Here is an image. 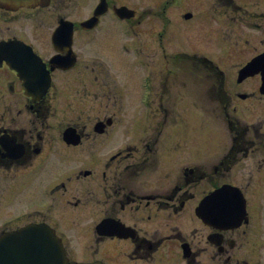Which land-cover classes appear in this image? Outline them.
<instances>
[{
    "label": "flooded vegetation",
    "instance_id": "af4514ba",
    "mask_svg": "<svg viewBox=\"0 0 264 264\" xmlns=\"http://www.w3.org/2000/svg\"><path fill=\"white\" fill-rule=\"evenodd\" d=\"M75 1L77 8L66 9L52 8L57 0L0 3V239L36 222L54 228L68 264H264L262 73L237 79L240 68L264 54V0H194V15L182 23L195 20L198 28L173 27L171 37L184 45L170 54L162 53L161 33L173 21L168 8H148L153 14L132 23L114 11L122 0ZM96 8L104 12L92 28L83 27ZM125 34L140 37L132 44L140 68L121 73L137 91L126 104L114 95L111 70L101 75L87 62L114 45L117 56L129 55ZM86 37L91 50L77 42ZM55 56L73 65L59 67ZM194 72L212 80L205 92L215 107L237 104L227 149H210L208 137L192 133L195 103L186 84ZM235 73L237 88L228 90L225 78ZM178 76H187L180 89ZM69 127L77 143L65 139ZM66 154L88 166L78 164L50 188V162L58 158L65 172ZM88 176L84 196L72 193L67 182ZM224 184L238 186L245 201L244 215L234 209L229 227L196 213ZM86 206L89 220L81 227L77 212Z\"/></svg>",
    "mask_w": 264,
    "mask_h": 264
},
{
    "label": "rangeland",
    "instance_id": "374dc122",
    "mask_svg": "<svg viewBox=\"0 0 264 264\" xmlns=\"http://www.w3.org/2000/svg\"><path fill=\"white\" fill-rule=\"evenodd\" d=\"M125 2V4H129L130 6H136V8L138 9L137 13L131 17V22L133 23V21H139L140 19H142L143 16H148L150 14H153V12L148 9L149 8H168V14L173 18V14L172 11L174 12V10L181 15L182 13H184V11L190 9L195 11V8L197 7L196 3L194 0H176L173 3V0H122ZM60 2H62V4L60 5ZM177 5L178 8H175ZM152 6V7H150ZM52 8H77L76 6V1L75 0H57V3L53 6H51ZM83 8H85V6H83ZM88 8V7H87ZM198 9V8H197ZM70 10V9H69ZM66 17L73 19V15L69 14ZM175 19V18H174ZM173 19V22H174ZM173 22L171 24V22H167L165 24H163L162 26V31L161 33L163 34V46H162V53L168 52V53H173L175 51H177L181 45V42L184 41V38L182 37H178L177 38H172L170 33L173 29V27H177L178 28V32L180 31V29L182 28L183 24L181 23H177L176 25H173ZM185 25L188 28H193L197 29L198 26L195 22V20H190L187 21L185 23ZM135 26V25H134ZM118 29V28H117ZM137 29V28H136ZM120 30V29H119ZM177 32V30H174L173 33ZM126 38L124 36L122 39L130 44V49L128 48V50L130 51L129 55L125 54L124 56H117V54L120 53L119 49H118V45H114L113 48H106L105 52H97V56L100 58L97 61H87L88 64H97V70H98V74L104 75V71L106 69H110L111 70V75H112V84L114 83V79H117V84L115 86L116 91L114 92V95L119 98L120 100H122L123 102H127L129 101V99L127 98L128 96H132L133 92L136 94L137 91L131 89V87L128 88H122L124 83L122 81V76L121 73L125 72L126 70H130V69H138L139 67L136 64L135 61V56L136 54H134L132 52V44L135 42H139L140 37H128V35H126ZM87 43H85L83 40L77 41L80 44L84 45L83 47H86L87 49L91 50V48L88 45L89 40H91V37H86L85 38ZM121 39H118V41H120ZM117 41V43H118ZM184 43V42H183ZM150 46L148 45V48ZM82 54V52H81ZM178 64L183 65V67L185 68V62L181 61L180 59L182 58V56L180 54H178ZM85 60V58H84ZM107 64L109 65V67H107ZM138 65L140 66V64L138 63ZM89 68V67H88ZM99 70L101 71V73L99 72ZM194 76L190 79L187 80V76H183L184 81L183 84L185 83V81L187 80V86L192 85V92H193V99L195 100H207V93H203V85H208L212 83V80L209 79H205L204 77H198L196 75V72H194L193 74ZM235 81L231 80V78H227V84L229 85H233ZM91 94V91L89 93V95ZM212 98H210V103L207 107L203 108V109H198V108H194V116L196 117H206V116H212V115H220L221 117H217L216 118H221V120H215V118H211L209 119V121H211L212 123L203 126L200 124V122H196L193 125V129H194V133H198L200 134L202 131L204 130L205 132H209V136L211 137V134H216L217 132L215 131H219L220 133V137L221 140L220 143L222 146H227L230 142V135H231V131L228 129L227 123H224V115H225V109L220 108V107H215L214 104H212L213 102L211 101ZM235 105V102L233 103V106ZM231 107L229 110L230 112L235 115L237 114L236 111H234V107ZM83 110L86 111V108L81 105V107ZM82 112V111H81ZM212 114V115H211ZM60 117V114H58L53 121L56 122ZM214 130V131H213ZM218 136V134H217ZM63 164L65 166V172L60 171V169L57 168L59 162H58V158H54L53 160H51L50 162V173H49V177H50V188L52 187V185L54 184V178H57V180H61L63 177H67L68 175H72L69 171H71L70 169H73L75 166H77L78 164L81 167H85L88 166V164L81 162L80 157H73L69 154H66L63 158ZM90 181V177L88 176L87 178L85 177H81L80 178V182L77 184H72L69 183L68 186L69 188L72 190V188H75V190H72V193H75L77 195H82L84 196V190H80L83 185V183H86L85 186H88ZM72 184V185H71ZM78 190H80V193H78ZM50 199H53V195L50 193ZM56 199V197H55ZM52 206V205H50ZM89 210L90 207L86 206V208L79 210L77 213L80 217L79 220V225L81 227H83L84 222L89 220ZM86 214V215H85ZM66 221H69L67 217L64 218ZM61 224H63L61 222ZM73 230V229H70Z\"/></svg>",
    "mask_w": 264,
    "mask_h": 264
},
{
    "label": "water",
    "instance_id": "95a60500",
    "mask_svg": "<svg viewBox=\"0 0 264 264\" xmlns=\"http://www.w3.org/2000/svg\"><path fill=\"white\" fill-rule=\"evenodd\" d=\"M0 1L16 2L19 0H0ZM36 228H38V226H29L22 229L21 231L14 232L13 234H11V236H5V237L7 240L13 243L14 247H16V244L18 242H21L20 239H22L23 236L24 237L28 236V234H30L31 236V234H37V233L44 234L45 237L48 239L45 245V250L43 251V249H40L39 251H32L35 255L36 261H38V263L40 264H61V263L64 264L65 263L64 249L62 247L61 242L59 240L56 241L57 238L53 236L52 232L44 233L43 231H41V229L35 230ZM10 247H12V245H7L4 242L2 243V246L0 244V264H6L3 263L2 261L4 260L9 262L14 257L15 252L12 251ZM25 260H26L25 262L26 264L28 260L27 259ZM21 261H23V259Z\"/></svg>",
    "mask_w": 264,
    "mask_h": 264
}]
</instances>
